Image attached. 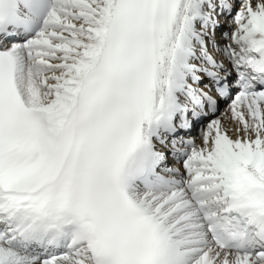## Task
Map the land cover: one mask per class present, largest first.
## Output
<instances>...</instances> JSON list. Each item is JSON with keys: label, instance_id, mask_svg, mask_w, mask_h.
Instances as JSON below:
<instances>
[{"label": "snow or ice", "instance_id": "6c2138e0", "mask_svg": "<svg viewBox=\"0 0 264 264\" xmlns=\"http://www.w3.org/2000/svg\"><path fill=\"white\" fill-rule=\"evenodd\" d=\"M0 264H264V0H0Z\"/></svg>", "mask_w": 264, "mask_h": 264}]
</instances>
